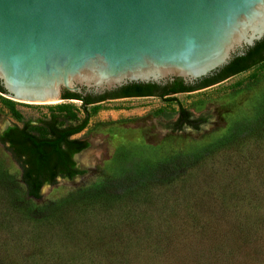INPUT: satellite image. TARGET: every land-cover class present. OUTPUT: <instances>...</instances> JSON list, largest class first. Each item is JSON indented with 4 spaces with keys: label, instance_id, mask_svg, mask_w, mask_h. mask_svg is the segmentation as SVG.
Segmentation results:
<instances>
[{
    "label": "rangeland",
    "instance_id": "1",
    "mask_svg": "<svg viewBox=\"0 0 264 264\" xmlns=\"http://www.w3.org/2000/svg\"><path fill=\"white\" fill-rule=\"evenodd\" d=\"M62 105L0 93V133L30 123L47 135L52 115L63 126L88 117L74 137L90 143L75 154L85 173L45 185L42 201L60 205L33 219L19 205L21 166L0 142V264H264V62L202 94ZM181 107L206 121L177 129ZM178 156H190L184 168L153 178Z\"/></svg>",
    "mask_w": 264,
    "mask_h": 264
},
{
    "label": "water",
    "instance_id": "2",
    "mask_svg": "<svg viewBox=\"0 0 264 264\" xmlns=\"http://www.w3.org/2000/svg\"><path fill=\"white\" fill-rule=\"evenodd\" d=\"M263 38L264 0H0V93L57 110L66 92L194 84Z\"/></svg>",
    "mask_w": 264,
    "mask_h": 264
},
{
    "label": "trees",
    "instance_id": "3",
    "mask_svg": "<svg viewBox=\"0 0 264 264\" xmlns=\"http://www.w3.org/2000/svg\"><path fill=\"white\" fill-rule=\"evenodd\" d=\"M262 62H264V38L254 46L247 48L245 54L235 55L229 64L195 84L185 85L182 79H176L173 83L162 87L152 83H132L115 90L112 96L152 94L165 96L180 91H191L221 82ZM0 92H5L1 84ZM109 94L103 96H92L91 94L88 97H83L84 107L95 100L109 96ZM63 97L81 98L80 95L69 92H66ZM65 106L62 105L59 108L64 109ZM179 113L180 115L174 123L177 129L182 128L185 124L199 128L200 124L206 121L204 117L192 118L191 113L184 107L180 108ZM42 123L47 129V135H39L31 131L30 123H25L23 126L14 124L0 133V142L6 146L12 158L21 166V178L26 198L19 202V205L24 207L33 219L52 216L55 209H58L59 201H42L41 190L45 185L55 184L60 177L72 179L84 174L85 170L77 166L74 156L90 145L88 140L74 137V134L81 132L87 126L88 117L79 123L63 126L59 124L58 117L52 115L50 119L44 120ZM263 136V134L260 135V138ZM189 160L190 156L174 157L157 168L152 176L158 182L170 180L180 168H184L188 164ZM27 198L28 200H26Z\"/></svg>",
    "mask_w": 264,
    "mask_h": 264
},
{
    "label": "flooded vegetation",
    "instance_id": "4",
    "mask_svg": "<svg viewBox=\"0 0 264 264\" xmlns=\"http://www.w3.org/2000/svg\"><path fill=\"white\" fill-rule=\"evenodd\" d=\"M169 83H173V81L172 82H168V83H165V84H160L159 86L160 87H162V86H165V85H168ZM185 84V83H184ZM195 84V83H194ZM185 85H191V84H185ZM197 89H200V88H197ZM194 90H196V89H194ZM194 90H191V91H194ZM115 91V90H114ZM114 91H110V92H108V93H110L109 94V96H106L105 98L106 99H118V98H130V97H153V96H160L159 94H152V95H142V96H122V97H119V96H112V93L114 92ZM117 91V90H116ZM184 92H190V91H180V92H175V93H171V94H167V95H165V96H160V97H167V96H171V95H176V94H179V93H184ZM159 93V92H158ZM105 94H107V93H105ZM105 94H103V95H105ZM89 95H91L90 93H88V92H86L80 99H78V100H81L82 102H83V100H82V98L83 97H88ZM103 95H93L92 94V96H103ZM105 98H103V99H99V100H95L94 102H92V103H89V104H94V103H98V102H100V101H103ZM180 111V110H179ZM179 115H180V113H179ZM179 117V116H178ZM192 117V116H191ZM186 125V124H185ZM80 133V132H79ZM78 133H76V134H74V136L75 135H77ZM74 159H75V156H74Z\"/></svg>",
    "mask_w": 264,
    "mask_h": 264
}]
</instances>
